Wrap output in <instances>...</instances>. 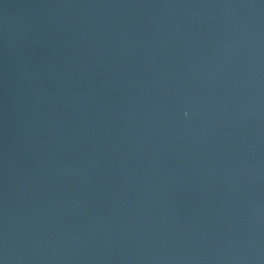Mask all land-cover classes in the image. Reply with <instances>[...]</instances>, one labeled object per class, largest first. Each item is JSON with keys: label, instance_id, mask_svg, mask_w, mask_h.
I'll return each instance as SVG.
<instances>
[{"label": "water", "instance_id": "95a60500", "mask_svg": "<svg viewBox=\"0 0 264 264\" xmlns=\"http://www.w3.org/2000/svg\"><path fill=\"white\" fill-rule=\"evenodd\" d=\"M0 264H264V0H0Z\"/></svg>", "mask_w": 264, "mask_h": 264}]
</instances>
